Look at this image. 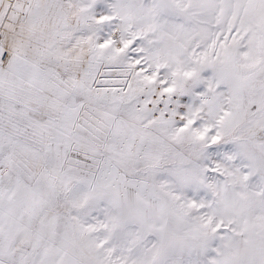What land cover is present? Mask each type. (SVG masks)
<instances>
[{
	"label": "snow or ice",
	"instance_id": "snow-or-ice-1",
	"mask_svg": "<svg viewBox=\"0 0 264 264\" xmlns=\"http://www.w3.org/2000/svg\"><path fill=\"white\" fill-rule=\"evenodd\" d=\"M0 264H264V0H0Z\"/></svg>",
	"mask_w": 264,
	"mask_h": 264
}]
</instances>
